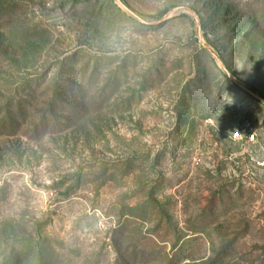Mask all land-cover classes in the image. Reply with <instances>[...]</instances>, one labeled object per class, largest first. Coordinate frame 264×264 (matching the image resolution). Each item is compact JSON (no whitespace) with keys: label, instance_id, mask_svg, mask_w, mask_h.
Wrapping results in <instances>:
<instances>
[{"label":"rangeland","instance_id":"374dc122","mask_svg":"<svg viewBox=\"0 0 264 264\" xmlns=\"http://www.w3.org/2000/svg\"><path fill=\"white\" fill-rule=\"evenodd\" d=\"M0 264H264V0H0Z\"/></svg>","mask_w":264,"mask_h":264},{"label":"trees","instance_id":"16d2710c","mask_svg":"<svg viewBox=\"0 0 264 264\" xmlns=\"http://www.w3.org/2000/svg\"><path fill=\"white\" fill-rule=\"evenodd\" d=\"M242 90H243L245 93H247V94H251V92L254 91L251 87L242 88Z\"/></svg>","mask_w":264,"mask_h":264},{"label":"clouds","instance_id":"9594fccd","mask_svg":"<svg viewBox=\"0 0 264 264\" xmlns=\"http://www.w3.org/2000/svg\"><path fill=\"white\" fill-rule=\"evenodd\" d=\"M236 135H239V133L237 132Z\"/></svg>","mask_w":264,"mask_h":264}]
</instances>
